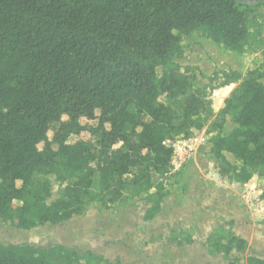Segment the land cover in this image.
<instances>
[{
  "label": "trees",
  "instance_id": "obj_1",
  "mask_svg": "<svg viewBox=\"0 0 264 264\" xmlns=\"http://www.w3.org/2000/svg\"><path fill=\"white\" fill-rule=\"evenodd\" d=\"M248 1L0 0L1 221L21 229L57 225L91 201L116 202L125 192L129 198L155 197L143 218L155 217L166 196L162 178L173 168L170 142L184 126L197 124L193 117L206 100V90L193 83L186 67L172 61L183 53L181 34L197 30L225 49L244 53L252 37ZM262 76L264 58L219 111L237 126L211 142L224 173L238 183L264 170ZM180 96L183 123L175 125L169 106L158 100L175 102ZM82 118L96 124H81ZM53 123L59 126L48 139ZM84 131L95 140L67 143L70 135ZM224 152L238 164H230ZM42 170L54 171L63 185L50 202V181L35 177ZM260 197L264 200V188ZM207 246L210 255L247 248L225 227L210 233ZM0 264L107 260L63 245L0 243ZM242 264H264V258L248 256Z\"/></svg>",
  "mask_w": 264,
  "mask_h": 264
},
{
  "label": "rangeland",
  "instance_id": "obj_2",
  "mask_svg": "<svg viewBox=\"0 0 264 264\" xmlns=\"http://www.w3.org/2000/svg\"><path fill=\"white\" fill-rule=\"evenodd\" d=\"M248 3L252 37L244 53L225 49L197 30L181 34L183 53L172 56V61L186 67L193 83L206 90V100L203 111L193 117L197 124L184 126V132L170 142L174 148L173 168L162 178L166 196L155 217L143 218L155 197L139 194L129 198L125 192V197L116 202L91 201L83 212L57 225L21 229L0 219V243H28L41 248L63 245L80 254L100 255L107 264H229L233 260L237 264V259L242 264L248 256L264 258V200L260 197L264 170L246 183L235 182L211 151V142L217 136L237 126L230 115L223 119L219 114L225 99L249 71L263 62L264 5L258 0ZM156 71L161 74V67ZM232 71L240 77L234 78ZM259 81L264 84V76ZM225 86L230 87L227 93L222 89ZM184 101L182 96L175 102L160 97L158 103L168 105L175 125H180ZM80 123L95 125L96 121L82 118ZM214 123L220 127L214 128ZM58 126L51 124L48 139ZM129 131L127 127L125 132ZM79 140L93 142L95 138L84 131L70 135L67 143ZM224 157L230 164H238L230 153L224 152ZM35 177L50 181L48 202L57 198L63 185L55 180L54 171L42 170ZM219 227L243 238L246 250L210 255L207 238Z\"/></svg>",
  "mask_w": 264,
  "mask_h": 264
},
{
  "label": "crops",
  "instance_id": "obj_3",
  "mask_svg": "<svg viewBox=\"0 0 264 264\" xmlns=\"http://www.w3.org/2000/svg\"><path fill=\"white\" fill-rule=\"evenodd\" d=\"M229 88H230L229 86H225V87H223L222 89H225V90H226L225 92L227 93V90H229ZM218 93H219V92H218ZM226 153H227V152H226ZM228 154H229V153H228Z\"/></svg>",
  "mask_w": 264,
  "mask_h": 264
}]
</instances>
